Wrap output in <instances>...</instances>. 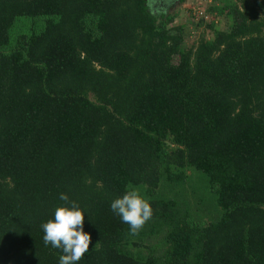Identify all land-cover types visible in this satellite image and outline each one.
<instances>
[{"label": "trees", "instance_id": "trees-1", "mask_svg": "<svg viewBox=\"0 0 264 264\" xmlns=\"http://www.w3.org/2000/svg\"><path fill=\"white\" fill-rule=\"evenodd\" d=\"M209 12L190 46L149 0H0V264H58L41 225L71 202L78 264H264V0Z\"/></svg>", "mask_w": 264, "mask_h": 264}, {"label": "clouds", "instance_id": "clouds-1", "mask_svg": "<svg viewBox=\"0 0 264 264\" xmlns=\"http://www.w3.org/2000/svg\"><path fill=\"white\" fill-rule=\"evenodd\" d=\"M59 199L67 202L68 196L62 193ZM110 208L129 226L133 235L153 215L150 203L137 191H127L122 197L113 200ZM84 221V211L75 202H71L57 207L52 219L41 225L45 246L50 245L62 253L58 257V264H78L89 251L91 236L84 231Z\"/></svg>", "mask_w": 264, "mask_h": 264}, {"label": "rangeland", "instance_id": "rangeland-1", "mask_svg": "<svg viewBox=\"0 0 264 264\" xmlns=\"http://www.w3.org/2000/svg\"><path fill=\"white\" fill-rule=\"evenodd\" d=\"M171 1H173V0H171ZM171 1L166 0L164 3H166V6H167V4L171 3ZM212 1L213 0H202V4H198L196 2V0H174L173 1L174 2L173 5H177V7H178V5L180 4V6L182 7L181 10H179L178 12H175L176 10H174V11H172V13L176 17L175 18L176 25L181 26V27L185 26L186 33H187V45L191 46L193 44V42L195 40H197L199 35L203 32L202 29L196 28V27H198V20L202 19L205 22H207L209 20L210 16L209 17H206V16H207V14H210L209 8L212 5ZM183 6H187V8L186 7L183 8ZM189 7L190 8L192 7V8L189 10L188 9ZM194 9H197V10H194ZM198 10H199V12H202L203 14H205L206 19L202 18V17H196L195 13ZM206 11L208 13H206ZM216 25H217V28L219 30H224L230 26L229 20L226 18H219V20H217Z\"/></svg>", "mask_w": 264, "mask_h": 264}, {"label": "flooded vegetation", "instance_id": "flooded-vegetation-1", "mask_svg": "<svg viewBox=\"0 0 264 264\" xmlns=\"http://www.w3.org/2000/svg\"><path fill=\"white\" fill-rule=\"evenodd\" d=\"M165 1L166 0H149V5L151 7L152 12L155 14H157V13L170 14V13H172V11H174V10L177 11L181 7L180 4L178 5V7H177V5H173L174 0L173 1L170 0L171 3H168L166 6V3H164Z\"/></svg>", "mask_w": 264, "mask_h": 264}, {"label": "built area", "instance_id": "built-area-1", "mask_svg": "<svg viewBox=\"0 0 264 264\" xmlns=\"http://www.w3.org/2000/svg\"><path fill=\"white\" fill-rule=\"evenodd\" d=\"M194 10H197V9H194ZM195 15H196L197 17H203V18H205V14H203L202 12H199V10L196 11ZM205 19H206V18H205Z\"/></svg>", "mask_w": 264, "mask_h": 264}, {"label": "crops", "instance_id": "crops-1", "mask_svg": "<svg viewBox=\"0 0 264 264\" xmlns=\"http://www.w3.org/2000/svg\"><path fill=\"white\" fill-rule=\"evenodd\" d=\"M182 7H180L178 10H181ZM183 8H185V6H183Z\"/></svg>", "mask_w": 264, "mask_h": 264}]
</instances>
